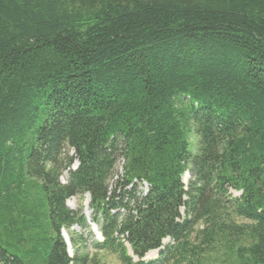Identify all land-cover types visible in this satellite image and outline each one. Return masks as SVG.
<instances>
[{
    "label": "trees",
    "instance_id": "16d2710c",
    "mask_svg": "<svg viewBox=\"0 0 264 264\" xmlns=\"http://www.w3.org/2000/svg\"><path fill=\"white\" fill-rule=\"evenodd\" d=\"M86 193L122 264H264V0H0V264H98Z\"/></svg>",
    "mask_w": 264,
    "mask_h": 264
},
{
    "label": "rangeland",
    "instance_id": "374dc122",
    "mask_svg": "<svg viewBox=\"0 0 264 264\" xmlns=\"http://www.w3.org/2000/svg\"><path fill=\"white\" fill-rule=\"evenodd\" d=\"M123 173V169H122V162H120L117 166V172L115 173V176H113V179L111 181V188H114L115 186V183H116V180L119 178L120 175H122ZM68 172L66 171L63 175V177L61 178L62 182L63 183H67V179H68ZM190 180V174H185L183 176V181L185 183V185H188V182ZM146 186L145 188L143 189H140L142 191L146 190ZM234 195H239L240 192H237V191H232ZM89 195H79V196H75V197H72L71 199H69L67 201V204L69 205V207L72 209V210H75V211H83L87 214L88 216V224L90 225V229H82L79 225H76L72 228V230H66V232L68 233V236L70 238V232L71 234H77V235H82V238L84 241V243L80 244L79 246V249L81 252H85L86 253H89V255L93 256V259H100L98 264H122L120 262V260L118 259V256L116 254H108L106 252H100V251H97L94 249L92 243L95 239L99 240V238H103V235L100 234V229L98 227V225L96 223H94L92 221V212L91 210L89 209ZM91 231V232H90ZM65 232V231H64ZM169 240H166L164 241V243H168ZM84 244V246H82ZM69 251H70V255L71 256H74V251H73V247H72V244L70 245L69 247ZM153 253L147 255L145 257L146 260H151L153 258ZM95 259V260H96Z\"/></svg>",
    "mask_w": 264,
    "mask_h": 264
}]
</instances>
